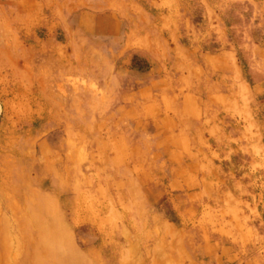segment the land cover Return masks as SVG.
<instances>
[{
	"label": "rangeland",
	"instance_id": "1",
	"mask_svg": "<svg viewBox=\"0 0 264 264\" xmlns=\"http://www.w3.org/2000/svg\"><path fill=\"white\" fill-rule=\"evenodd\" d=\"M263 256L264 0H0V264Z\"/></svg>",
	"mask_w": 264,
	"mask_h": 264
},
{
	"label": "bare ground",
	"instance_id": "2",
	"mask_svg": "<svg viewBox=\"0 0 264 264\" xmlns=\"http://www.w3.org/2000/svg\"><path fill=\"white\" fill-rule=\"evenodd\" d=\"M116 25H114V26L116 27ZM48 226H49V230H47V235H44V237H41L38 240H36V244H38V246L41 248V251H39V253H43V255L47 256V257L53 256V255L55 257L58 254L59 250L62 249L63 243L66 244L68 241H67V238L65 236V231L63 230V228H61L60 230H56L53 222L49 223ZM43 228H44V226L41 224L40 225V234L41 235H43V233H44ZM35 250H36L35 247L32 248V251L30 250L28 255H36V252H38V251L37 250L35 251ZM58 262L59 261H54L51 264H59ZM45 264H47V263H45Z\"/></svg>",
	"mask_w": 264,
	"mask_h": 264
},
{
	"label": "crops",
	"instance_id": "3",
	"mask_svg": "<svg viewBox=\"0 0 264 264\" xmlns=\"http://www.w3.org/2000/svg\"><path fill=\"white\" fill-rule=\"evenodd\" d=\"M262 258L264 259V256Z\"/></svg>",
	"mask_w": 264,
	"mask_h": 264
}]
</instances>
